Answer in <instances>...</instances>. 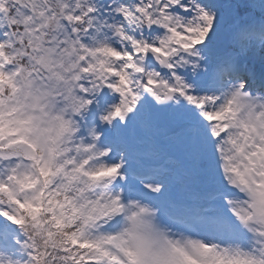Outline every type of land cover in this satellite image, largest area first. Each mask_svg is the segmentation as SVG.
<instances>
[{
  "label": "snow or ice",
  "instance_id": "obj_1",
  "mask_svg": "<svg viewBox=\"0 0 264 264\" xmlns=\"http://www.w3.org/2000/svg\"><path fill=\"white\" fill-rule=\"evenodd\" d=\"M0 264H264V0H0Z\"/></svg>",
  "mask_w": 264,
  "mask_h": 264
}]
</instances>
